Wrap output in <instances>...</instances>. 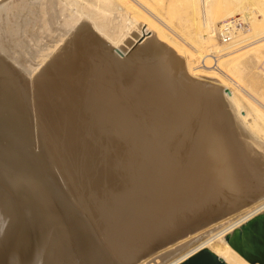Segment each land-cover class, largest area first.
<instances>
[{
	"label": "bare ground",
	"instance_id": "1",
	"mask_svg": "<svg viewBox=\"0 0 264 264\" xmlns=\"http://www.w3.org/2000/svg\"><path fill=\"white\" fill-rule=\"evenodd\" d=\"M251 61L264 0H0V264H264Z\"/></svg>",
	"mask_w": 264,
	"mask_h": 264
},
{
	"label": "rangeland",
	"instance_id": "2",
	"mask_svg": "<svg viewBox=\"0 0 264 264\" xmlns=\"http://www.w3.org/2000/svg\"><path fill=\"white\" fill-rule=\"evenodd\" d=\"M258 64H259V61H251L250 62V66L252 67V69H251V71H249V74H246L244 82L247 84H251V86H253V87L259 88L258 93H261L264 96V72L257 68ZM37 150L38 149H36V151ZM34 165L29 166V168L31 167L30 169L33 170L37 176H39L42 180L43 179L45 180L46 174L43 171H40V169L34 167ZM89 171H90V168H89L88 172ZM44 180H43L44 184L39 185V189H41V190L44 189L42 191H44V193H45L48 189V185H47L46 181L44 182ZM40 187H42V188H40ZM139 197H140V194H139Z\"/></svg>",
	"mask_w": 264,
	"mask_h": 264
},
{
	"label": "built area",
	"instance_id": "3",
	"mask_svg": "<svg viewBox=\"0 0 264 264\" xmlns=\"http://www.w3.org/2000/svg\"><path fill=\"white\" fill-rule=\"evenodd\" d=\"M244 26V20L242 17H239V15H235L233 17H229L225 20L224 25H223V34L228 35L229 30L232 28V26Z\"/></svg>",
	"mask_w": 264,
	"mask_h": 264
}]
</instances>
